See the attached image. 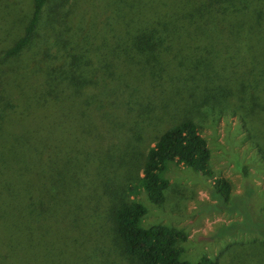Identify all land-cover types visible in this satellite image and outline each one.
I'll return each instance as SVG.
<instances>
[{
	"label": "trees",
	"instance_id": "obj_1",
	"mask_svg": "<svg viewBox=\"0 0 264 264\" xmlns=\"http://www.w3.org/2000/svg\"><path fill=\"white\" fill-rule=\"evenodd\" d=\"M78 1L30 0L21 34L0 46V264H84L78 255L85 238L80 220L72 227L62 219L64 211L76 219L81 204L73 206L71 198L82 187L95 190L100 171L93 175L70 155L91 121L83 93L93 84V64L79 42L88 37L81 32L97 27V32L112 35L116 64L127 74L150 68L151 76L156 69L183 75L174 79L191 82L197 106L235 116L264 161V0H113L101 23L95 20V6L86 7L90 20L85 32L78 24L73 29L66 24ZM13 7L6 10L13 12ZM166 58L177 61L175 68ZM119 90L109 94L113 114L119 103L128 102ZM101 109L109 111L105 104ZM119 125L126 128L123 121ZM209 159L197 124L184 117L145 149L136 169L138 181L149 202L161 205L167 163L209 177ZM211 180L213 191L227 201L229 182L221 176ZM117 192H103L111 239L130 264H217L206 255L195 262L180 259L186 233L164 224L142 226L147 208L129 199L124 188ZM60 222L65 223L63 233L57 230Z\"/></svg>",
	"mask_w": 264,
	"mask_h": 264
},
{
	"label": "rangeland",
	"instance_id": "obj_2",
	"mask_svg": "<svg viewBox=\"0 0 264 264\" xmlns=\"http://www.w3.org/2000/svg\"><path fill=\"white\" fill-rule=\"evenodd\" d=\"M88 1L84 5V0H79L76 9L70 8L66 24L72 29L78 24L85 32L86 23L90 20H86V13L84 15L88 5L89 9L95 6V20L100 23L109 15L106 14L107 9L112 11L108 6L112 8L113 0ZM29 3L30 0H0V19L3 16L0 20V46L10 44L21 34L30 12ZM10 4L15 8L13 12L6 10ZM83 17L85 21L81 22ZM74 32L79 35L78 31ZM81 33L88 36L79 42L84 44L93 64L89 66L93 84L83 93L91 121L88 129L76 137L78 142L73 144L70 155L76 162L84 163V169L92 170L93 175L100 171L96 178L94 176L95 190L90 192L82 187L71 198L73 206L81 204L76 219L73 221L70 211H64L62 218L72 227L76 220H80L78 228L85 232L84 236L81 234L85 238L79 245V258L84 264H130L112 242L106 211L107 197L103 193L110 188L116 194L118 189L124 188L129 199L147 208L140 222L142 226L164 224L186 233L180 259L195 262L206 255L217 264H264V161L248 144L238 119L225 110L220 112L209 110L204 105L197 106L200 101L191 94V82H177L175 76L183 79V75H178L173 69H156L153 76L150 68L136 69L133 72L137 73L136 76L127 74L124 66L116 64L113 47H110L114 41L112 35L97 32V27ZM34 50L35 47L31 48L26 57L31 59ZM177 61H170L174 68ZM114 88L119 92V89L124 90L123 96L129 98L124 105L119 103L120 108L113 114V110H109L113 107L109 94ZM102 104L109 111H103ZM140 109L144 113L138 117ZM184 117L197 124L200 135L207 142L211 175L203 176L181 164L167 163L162 172L168 183L165 199L161 205H154L147 199L136 169L143 152L153 140ZM122 121L126 128H130L120 127ZM92 174L89 175L91 181L94 180ZM216 176L223 177L231 186L227 201L213 191L211 179ZM79 180L86 182L82 177ZM64 227L65 223L60 222L57 230L63 233L60 229ZM73 233L69 234L72 240L75 237Z\"/></svg>",
	"mask_w": 264,
	"mask_h": 264
}]
</instances>
